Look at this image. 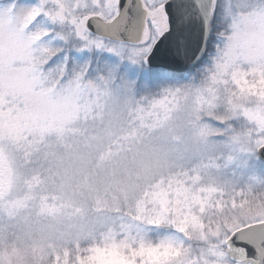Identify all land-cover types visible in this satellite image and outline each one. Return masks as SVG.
I'll return each instance as SVG.
<instances>
[{
  "label": "snow or ice",
  "instance_id": "1",
  "mask_svg": "<svg viewBox=\"0 0 264 264\" xmlns=\"http://www.w3.org/2000/svg\"><path fill=\"white\" fill-rule=\"evenodd\" d=\"M0 264H264V0H0Z\"/></svg>",
  "mask_w": 264,
  "mask_h": 264
}]
</instances>
